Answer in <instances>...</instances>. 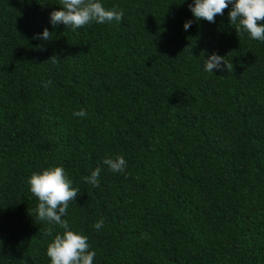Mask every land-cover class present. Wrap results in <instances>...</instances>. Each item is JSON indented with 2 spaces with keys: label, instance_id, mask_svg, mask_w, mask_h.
Listing matches in <instances>:
<instances>
[{
  "label": "trees",
  "instance_id": "obj_1",
  "mask_svg": "<svg viewBox=\"0 0 264 264\" xmlns=\"http://www.w3.org/2000/svg\"><path fill=\"white\" fill-rule=\"evenodd\" d=\"M100 2L122 21L73 31L49 23L61 0H0V264H51L63 229L45 234L28 180L57 166L93 264H264V41L231 5L185 31L192 0ZM212 53L233 70L205 72Z\"/></svg>",
  "mask_w": 264,
  "mask_h": 264
},
{
  "label": "clouds",
  "instance_id": "obj_2",
  "mask_svg": "<svg viewBox=\"0 0 264 264\" xmlns=\"http://www.w3.org/2000/svg\"><path fill=\"white\" fill-rule=\"evenodd\" d=\"M61 4L60 10L49 14V23L53 29L63 24L75 31L91 22L105 24L115 21L119 23L123 18L122 10L105 8L100 0H61ZM229 5H231V10L228 11L229 24L236 25L235 32H240L241 35L247 32L251 39L264 41V23H261L264 21V0H192L188 7L193 19L186 21L183 29L189 30L192 23L199 20L215 23V17L222 16ZM34 38L49 41L54 39V32H49L45 28ZM55 58L57 57L53 56L50 59L55 60ZM222 65L225 71L233 70L232 63L216 53H212L202 61L205 72L213 73L214 70H221ZM47 84L50 85L51 81ZM73 115L83 118L87 112L81 108ZM103 164L112 172H123L127 166L123 156H116L115 159L105 158ZM101 171L100 167L95 168L90 176L83 178L84 181L93 187H99ZM28 183L31 193L39 201L36 209L37 218L47 221L50 225L45 234L52 235L51 225H58L63 229V234H56L47 246V256L51 264H93L96 253L89 250L88 237L71 230L67 220L62 219L67 214L69 204H74L80 195L79 188L73 187L64 168L57 166L40 173H33ZM103 225L104 220L101 218L93 227L99 230Z\"/></svg>",
  "mask_w": 264,
  "mask_h": 264
}]
</instances>
